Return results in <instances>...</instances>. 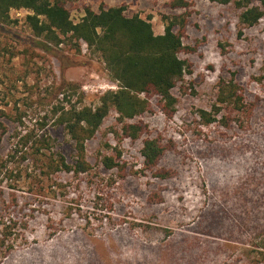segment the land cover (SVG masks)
I'll list each match as a JSON object with an SVG mask.
<instances>
[{
  "label": "rangeland",
  "instance_id": "obj_1",
  "mask_svg": "<svg viewBox=\"0 0 264 264\" xmlns=\"http://www.w3.org/2000/svg\"><path fill=\"white\" fill-rule=\"evenodd\" d=\"M64 1L75 22L87 6L118 5L150 18L157 34L169 19L176 29L186 21L183 40L193 51L181 56L192 72L173 89L176 113L154 106L131 120L168 146L159 168L169 176L144 170L143 137L124 138L115 110L87 141L88 173L43 174L34 140L49 141L47 155H75L53 107L96 106L117 87L86 45L79 51L67 37L38 36L30 10L12 9L0 21V156L16 151V170L2 177L0 205L21 223L0 264H264V17L243 24L238 0H186L181 8L173 0ZM232 75L244 96L240 111L216 104L219 80ZM201 110L217 120L205 123ZM119 151L120 165L107 168L103 157L118 160ZM15 196L21 206L13 207Z\"/></svg>",
  "mask_w": 264,
  "mask_h": 264
},
{
  "label": "trees",
  "instance_id": "obj_2",
  "mask_svg": "<svg viewBox=\"0 0 264 264\" xmlns=\"http://www.w3.org/2000/svg\"><path fill=\"white\" fill-rule=\"evenodd\" d=\"M229 2V0H223ZM186 0H173V8L185 7ZM237 5L243 7L241 22L254 26L264 17V0H238ZM26 8L30 10L27 20L33 32L44 36L49 41L63 42V37L74 41L77 50L86 45L87 50L96 54L105 63L110 79L117 88L107 90L99 98L96 106L68 105L60 103L53 107L55 124L62 126L71 138L74 149V159L69 161L62 153L47 155L51 150L47 139L34 140L31 148L43 164L41 171H63L78 177L88 173L91 163L86 155L87 141L95 136L106 117L115 110L120 132L124 138L138 140L143 137L141 155L144 159V170L152 171L157 177L166 178L169 173L159 168L162 157L168 150L159 137L147 135L148 125L143 121H131L138 115L153 111L158 106L168 117H173L177 111L178 97L173 89L183 80L187 72H192V64L182 53L193 51L184 44L186 21L176 29L177 19H169L163 33H155L150 18L139 14L127 15L126 5L101 6L99 11L92 7L85 8V14L80 21L75 22L64 0H0V21L10 19L12 9ZM177 18V17H176ZM47 49L50 47L45 46ZM264 82V75L262 78ZM69 89L73 84L67 83ZM155 100V102H153ZM216 104L225 105L233 111H240L244 106V96L241 85L235 80L221 78L218 82ZM220 108L216 107L215 112ZM205 123L216 121V115L206 110L200 111ZM229 116H225L224 120ZM27 145L30 137L24 136ZM0 156V182L3 178L11 179L15 174L12 158ZM27 157L23 156V159ZM121 152L118 160L112 155L103 157V164L113 169L120 165ZM54 194H59L54 190ZM57 192V193H56ZM45 195V192L40 193ZM13 207L21 206L20 201L13 198ZM23 207H19L22 209ZM26 208V207H24ZM23 210V209H22ZM28 210H32L31 208ZM21 220L0 205V254H6L14 246V234Z\"/></svg>",
  "mask_w": 264,
  "mask_h": 264
},
{
  "label": "built area",
  "instance_id": "obj_3",
  "mask_svg": "<svg viewBox=\"0 0 264 264\" xmlns=\"http://www.w3.org/2000/svg\"><path fill=\"white\" fill-rule=\"evenodd\" d=\"M113 87H117V86H116V84H115V85H113Z\"/></svg>",
  "mask_w": 264,
  "mask_h": 264
}]
</instances>
